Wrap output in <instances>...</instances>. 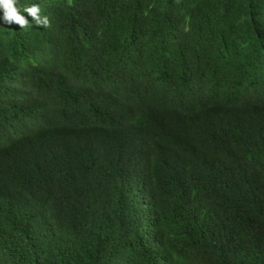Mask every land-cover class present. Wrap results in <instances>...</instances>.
Returning a JSON list of instances; mask_svg holds the SVG:
<instances>
[{"label": "trees", "instance_id": "trees-1", "mask_svg": "<svg viewBox=\"0 0 264 264\" xmlns=\"http://www.w3.org/2000/svg\"><path fill=\"white\" fill-rule=\"evenodd\" d=\"M33 4L0 19V264H264V0Z\"/></svg>", "mask_w": 264, "mask_h": 264}, {"label": "clouds", "instance_id": "clouds-1", "mask_svg": "<svg viewBox=\"0 0 264 264\" xmlns=\"http://www.w3.org/2000/svg\"><path fill=\"white\" fill-rule=\"evenodd\" d=\"M0 11L3 13V16L0 17V19L3 20L4 24L9 26L15 24L23 29L29 23L28 19L22 14V12L28 13V16L32 18L37 26H50L48 18L46 16H40L41 9L38 4H33L31 7H22L19 6V0H0ZM125 254L126 252L114 251L105 255L102 259L126 260L128 256Z\"/></svg>", "mask_w": 264, "mask_h": 264}]
</instances>
